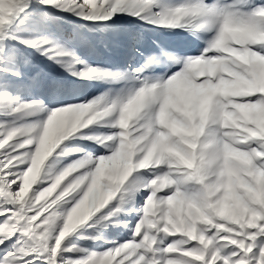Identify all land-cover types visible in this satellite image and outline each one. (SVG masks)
Wrapping results in <instances>:
<instances>
[{
    "label": "snow or ice",
    "instance_id": "1",
    "mask_svg": "<svg viewBox=\"0 0 264 264\" xmlns=\"http://www.w3.org/2000/svg\"><path fill=\"white\" fill-rule=\"evenodd\" d=\"M0 264H264V0H0Z\"/></svg>",
    "mask_w": 264,
    "mask_h": 264
},
{
    "label": "rangeland",
    "instance_id": "2",
    "mask_svg": "<svg viewBox=\"0 0 264 264\" xmlns=\"http://www.w3.org/2000/svg\"><path fill=\"white\" fill-rule=\"evenodd\" d=\"M78 51H79V54L85 56L89 60V62L105 64L111 59V57L99 46H95V47L84 46V47L79 48ZM59 71L62 72V70H59ZM62 74L67 77V73H62ZM68 79H73V78L68 77ZM94 94H98V93H94ZM52 159L53 158L50 157L49 161H51ZM48 163L49 162L46 161V165ZM85 227L86 225H82L80 230L83 231ZM78 243L85 244L86 242L78 241Z\"/></svg>",
    "mask_w": 264,
    "mask_h": 264
}]
</instances>
